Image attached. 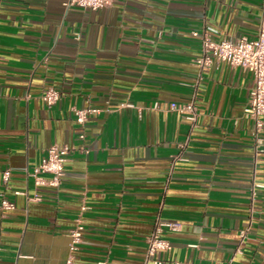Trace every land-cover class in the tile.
Instances as JSON below:
<instances>
[{
    "label": "crops",
    "instance_id": "0c3cea01",
    "mask_svg": "<svg viewBox=\"0 0 264 264\" xmlns=\"http://www.w3.org/2000/svg\"><path fill=\"white\" fill-rule=\"evenodd\" d=\"M66 1L0 0V204H15L0 207V264H66L79 220L75 264H144L160 226L172 244L163 264H264V128L255 136L245 115L253 75L225 62L201 70L192 35L253 39L263 0ZM50 87L61 94L52 107ZM192 101L195 128L170 109ZM88 107L102 112L81 127L75 110ZM53 145L72 149L61 185L36 186L28 172Z\"/></svg>",
    "mask_w": 264,
    "mask_h": 264
},
{
    "label": "built area",
    "instance_id": "2783aa9c",
    "mask_svg": "<svg viewBox=\"0 0 264 264\" xmlns=\"http://www.w3.org/2000/svg\"><path fill=\"white\" fill-rule=\"evenodd\" d=\"M110 0H67L65 6H79L89 10H99L108 5ZM210 29L202 31H193L192 35L198 37L201 41L202 54L195 60V63L201 70L210 68L215 62H225L231 67H240L252 73L254 79V87L251 90L249 103L245 108V115L251 118L255 123V136L264 128V0L260 15V26L258 34L253 39L240 38L233 40L225 38L220 41L212 39ZM61 98L60 92L50 87L42 94V99L48 107L54 106ZM158 106H156L157 108ZM170 109L184 116L190 122L191 127L195 128L198 124L199 113L195 103H172ZM99 108H83L76 109V121L81 127H84L90 115L101 113ZM80 138L84 139V132L80 134ZM71 147L68 145L58 146L53 145L47 150L46 156L40 163L31 171L28 176L32 177L36 186L58 188L61 185L62 178L65 172V163L71 152ZM4 183H8L11 177V171L3 172ZM37 199H40L38 196ZM3 210H12L15 204L5 198L0 204ZM165 226L169 229H174L175 225L168 223ZM148 237L146 259L144 264H163L160 257L162 252H167L172 249V244L161 234V228ZM84 225L81 220L70 232V254L66 264H75V256L82 242ZM247 237V230L241 233V238L244 240ZM99 264H108L106 260Z\"/></svg>",
    "mask_w": 264,
    "mask_h": 264
}]
</instances>
